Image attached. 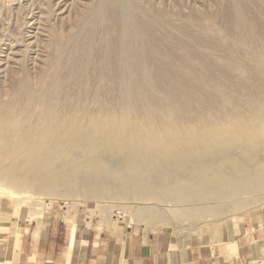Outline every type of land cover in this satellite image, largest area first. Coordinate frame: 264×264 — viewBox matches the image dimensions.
I'll use <instances>...</instances> for the list:
<instances>
[{
    "label": "bare ground",
    "instance_id": "obj_1",
    "mask_svg": "<svg viewBox=\"0 0 264 264\" xmlns=\"http://www.w3.org/2000/svg\"><path fill=\"white\" fill-rule=\"evenodd\" d=\"M240 1L234 0L229 11L233 15L230 26L237 42L245 46L253 40L254 31L243 14ZM119 2L103 0L98 4L93 16L81 25L83 29L79 27L82 31L77 40L79 33L76 32L72 33L74 36L55 38L54 52L43 79L64 70L65 66H70L71 70L67 71L69 75L61 74L62 79L58 76L50 83L51 88H46L42 110L35 109L36 112L31 113L30 107L21 112L22 109L10 110L11 103L0 106L1 164L8 163L20 170L26 160L37 159L55 167L54 154L65 150L67 155L60 165H69L68 169H53L42 180L33 176L34 169L25 172L29 173L25 181L18 179L17 174L9 176L10 173L1 170L6 181L0 182H7L10 188L18 190L14 191L15 195L30 189L51 197L77 195L89 187L95 189V196L106 197L126 188L158 202L172 200L175 212L184 213L185 218L193 222L204 216H221L225 199L243 194H252V200L258 199L257 189L264 183V180L258 183L264 174V161L256 154L261 134L259 130L252 134L235 125L242 122L248 112L256 118L253 119L257 121L256 126L262 125L264 100L252 92L248 99L234 98L226 94L225 90L230 91L228 87L223 88L224 92L218 90L220 85L203 90L196 83L202 79L195 75L198 53H193L192 44L170 40L169 23L164 20L167 25H163V19L162 24L161 17L153 16L152 9H139L140 12L132 13L133 17L123 23L124 3ZM126 6L129 11L133 7ZM185 29L181 32L188 30ZM177 49H183L184 53L179 54ZM197 60L201 61L199 57ZM204 60V67L218 66L210 60L205 65ZM206 72L208 80L213 74ZM224 75L230 78L229 74ZM21 83L20 99L33 102L35 94L29 90L26 78ZM233 85L230 88H234ZM233 88L232 92L238 89ZM112 90L115 106L119 102L117 108H120L122 104L121 116H113V120L108 115ZM211 92L220 93L211 101L204 100ZM15 100L12 99L13 104ZM225 101L232 104L225 103L232 108L222 114ZM135 120L139 121L132 124ZM219 122H228L229 127L224 129L222 124H217ZM125 123L131 125L126 127ZM184 123L190 124V130L182 128ZM250 162L255 165L250 167ZM238 205L235 202L229 207L232 214L240 211ZM188 212L190 214L186 215ZM146 213L145 218L150 222L167 220V216L154 209Z\"/></svg>",
    "mask_w": 264,
    "mask_h": 264
},
{
    "label": "rangeland",
    "instance_id": "obj_2",
    "mask_svg": "<svg viewBox=\"0 0 264 264\" xmlns=\"http://www.w3.org/2000/svg\"><path fill=\"white\" fill-rule=\"evenodd\" d=\"M102 1L0 0V106H4L7 103L8 105L12 104L10 110L22 109L21 112H24L23 109L30 107L31 113L36 112L35 109L42 110L44 107L42 104L43 98H45L47 93L46 88H51L50 86L57 80L58 76L60 80L63 75L69 73L67 72L69 68L71 70L70 66H67V68L65 66L63 67L64 70L55 71L54 75L50 74L51 76H48L50 80L48 77L43 79L44 72L54 52L55 42L53 41L59 36H64V38L74 36L75 32L79 33L76 34L75 40H77L83 29L81 25L83 24L84 26L83 22L86 23L93 16L95 9ZM240 2L242 3L243 14L249 23H252L254 31L252 32L253 38L250 36L253 40H250L251 42L245 46L237 42L233 28L231 27L233 25V15H230L229 11L233 6L234 0H121L119 3L120 5L124 3V9H122V13L124 11L122 14L123 23L126 24L129 18L133 17L132 13L140 12L139 9H152L153 16L159 19L161 17V23L162 19L163 23L165 21L169 23L168 26L173 30L169 32V36L172 37L170 40L177 43L178 41L176 40L178 39L184 43L192 44L193 53H198L195 58L198 69L195 75L202 79V81L195 82L203 90L205 88L211 89V85L213 87L220 85L218 87L220 89L218 90L223 91L225 90L223 88L228 87L227 89L230 91L225 90L226 94L234 98L248 99L249 92H252L257 95V98L264 100V0H241ZM126 4H130V7H135H132L133 10L131 8L129 11V6L127 7ZM165 16L167 18L171 17L167 19ZM173 18L176 19L174 20ZM168 21H171V23ZM172 22L173 25L175 24L174 26ZM167 23L165 22L163 25H167ZM79 27H82V29H79ZM183 27L186 28L185 30L188 29L189 32L188 30L181 32V30H184ZM173 37L175 40H173ZM194 37L198 38V41L196 39L197 42H194ZM164 44H168L167 39L164 40ZM211 44L216 46H211ZM177 50L179 54L184 53L183 49ZM197 57L201 59V61L199 60L200 62L197 60ZM203 59H205V65H208L209 60L218 63V66L214 67L217 69L212 68L213 66L210 65L204 67ZM235 69L237 70L235 71ZM207 70L213 74L211 77L209 76L208 80L205 78L206 73H208L206 72ZM215 70L219 72L221 77L218 76V72H215ZM214 72L217 75H214ZM224 74H229L228 77L230 78L226 79L225 77L227 76ZM216 77L218 79H215ZM24 78H26L30 85H28L29 90H33L35 94L33 102L25 101L24 98L20 99V91L18 89L22 84L21 80ZM222 78L223 80H221ZM39 84L40 87L38 86ZM232 84L235 85H233L234 88L232 87L234 91L237 87L238 91L232 92L233 90L230 88ZM114 90L109 94L111 109L108 111V115L110 116L109 118H112L111 120L121 114L119 111H121L122 105L120 103V108H117L118 102L115 106L116 100L114 101V98L116 90ZM217 93L211 92L209 96L205 95L204 100L211 101V99L216 97ZM12 99H16L15 104L12 103ZM223 103V106L226 105L225 103L230 104L227 101ZM223 106L221 110L222 114H226L232 108V106L229 108L230 106L226 105L224 109ZM125 119L128 120L124 117ZM253 119L256 120L248 112L243 117L242 122L238 123L235 121L238 123L235 127L248 129L252 134L255 130H259L261 139L257 142L256 154L264 161V147H262L264 145V123L256 126L257 121L253 122L255 121ZM137 121H133L132 124L137 123ZM217 124H222L224 129L229 127L228 122H219ZM124 125L128 127L131 124L125 123ZM189 126L190 124L184 123L182 128L188 131L190 130ZM194 129L196 128L194 127ZM235 151L241 153L240 149H236ZM54 155L57 163L55 167L49 162H40L37 159L26 160L20 167V170L8 165V163H0V180H5L4 176L1 175V170L10 173L9 176H16L17 174L19 176L18 179H22L23 181L29 178V173L25 172L34 169L33 176L39 180L48 177L53 169L66 171L69 165L60 164L64 162L67 151L61 150ZM76 161H78V158H76ZM249 165L252 167L255 163L250 162ZM262 180H264V174L258 179V183ZM1 189L9 193L5 194ZM136 190L139 191L137 187ZM257 190L260 193L258 199L252 200L254 197L252 194H243L237 198H229L230 200L225 199L222 201L224 212L221 216L216 218L204 216L193 222L187 220L184 213L175 212L176 207L170 202L172 200L158 202L154 199L143 198L136 191L126 188H120L112 195L106 197L95 196V189L92 187L80 190L81 193L77 195L51 197L37 194L30 189H26L21 195H15L14 191L17 192L18 190L10 188L7 182H0V219L3 221H18L17 223H19L23 222L26 216L36 219L52 216L59 219L69 231L71 229L102 230L110 227L112 222L124 221L131 226H142L156 231H170L187 240L222 239L233 227H243L249 222L255 223L257 219H264V194H261V192H264V183ZM235 202L239 203L238 208L240 211L232 214L229 207ZM150 209H154L158 214L167 216V220L164 223L150 222L145 218L146 212ZM189 214V212L186 213V215Z\"/></svg>",
    "mask_w": 264,
    "mask_h": 264
},
{
    "label": "crops",
    "instance_id": "obj_3",
    "mask_svg": "<svg viewBox=\"0 0 264 264\" xmlns=\"http://www.w3.org/2000/svg\"><path fill=\"white\" fill-rule=\"evenodd\" d=\"M17 222L0 219V264H264V219L212 240L124 221L70 231L52 216Z\"/></svg>",
    "mask_w": 264,
    "mask_h": 264
},
{
    "label": "built area",
    "instance_id": "obj_4",
    "mask_svg": "<svg viewBox=\"0 0 264 264\" xmlns=\"http://www.w3.org/2000/svg\"><path fill=\"white\" fill-rule=\"evenodd\" d=\"M254 264H260V262H259V261H257V262H255Z\"/></svg>",
    "mask_w": 264,
    "mask_h": 264
}]
</instances>
